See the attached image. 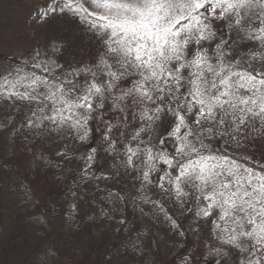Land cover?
I'll return each instance as SVG.
<instances>
[{"label": "snow or ice", "instance_id": "1", "mask_svg": "<svg viewBox=\"0 0 264 264\" xmlns=\"http://www.w3.org/2000/svg\"><path fill=\"white\" fill-rule=\"evenodd\" d=\"M55 20L97 55L61 63L54 40L0 76V100L30 109L17 134L90 145L99 133L141 189L173 200L197 235L209 228L201 264H264V0H44L33 23ZM97 155L79 156L82 179L110 178L96 176Z\"/></svg>", "mask_w": 264, "mask_h": 264}, {"label": "rangeland", "instance_id": "2", "mask_svg": "<svg viewBox=\"0 0 264 264\" xmlns=\"http://www.w3.org/2000/svg\"><path fill=\"white\" fill-rule=\"evenodd\" d=\"M1 2L7 8L0 10V76L24 61L30 64L33 48L54 40L66 45L61 63L86 62L97 55L95 42L70 22L33 23L44 0ZM10 102L0 100L5 107ZM10 121L8 111L0 109V264H181L185 255L193 257L192 264H201L209 228L202 227L197 235L193 217L186 218L173 200L159 189H141L124 174L120 161L101 148L99 133H93L89 146L98 152L94 171L110 178L85 180L79 156L89 148L55 133L34 137L25 129L26 135H18L16 129L26 122L13 128ZM66 145L69 159L63 160L57 153ZM113 191L124 199H111ZM145 197L152 202L145 203ZM157 204L182 226L184 235Z\"/></svg>", "mask_w": 264, "mask_h": 264}, {"label": "trees", "instance_id": "3", "mask_svg": "<svg viewBox=\"0 0 264 264\" xmlns=\"http://www.w3.org/2000/svg\"><path fill=\"white\" fill-rule=\"evenodd\" d=\"M2 0H0V4H2V7H0V10H6V6L4 5L3 2H1ZM32 8H33V5H32ZM0 16L2 17V14L0 12ZM26 19H25V23H26ZM2 108H5V110L8 111V113L10 114L11 116V121L10 123L13 125L11 127L14 128L15 125H18V123L21 121V120H26L27 117L30 115V109H29V106L26 104V103H19V104H13L12 102L10 103H7L6 104V107L5 106H1L0 104V109ZM29 112V113H28ZM26 122V121H25ZM15 130V129H13ZM89 146L91 145H84V147L89 148ZM16 223V221H13V224Z\"/></svg>", "mask_w": 264, "mask_h": 264}]
</instances>
